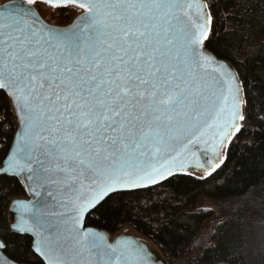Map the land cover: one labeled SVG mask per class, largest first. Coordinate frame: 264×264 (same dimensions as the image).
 I'll list each match as a JSON object with an SVG mask.
<instances>
[{
	"label": "snow or ice",
	"instance_id": "snow-or-ice-1",
	"mask_svg": "<svg viewBox=\"0 0 264 264\" xmlns=\"http://www.w3.org/2000/svg\"><path fill=\"white\" fill-rule=\"evenodd\" d=\"M213 9L211 0L0 5V144L8 145L0 155V264H18L3 255L16 242L32 264H157L144 241L123 233L110 242L86 225L125 196L177 178L207 184L226 165L250 118L248 57L212 47ZM42 14L74 19L60 27ZM12 181L26 199L9 190ZM220 191H205L221 213L215 230L209 236L205 225L189 243L207 264H225L208 256L221 239L234 259L256 244L239 219L252 211L249 197L224 214L233 201ZM193 208L192 219L213 215L212 206ZM259 217L264 255V208ZM205 238L216 245H201Z\"/></svg>",
	"mask_w": 264,
	"mask_h": 264
},
{
	"label": "trees",
	"instance_id": "trees-1",
	"mask_svg": "<svg viewBox=\"0 0 264 264\" xmlns=\"http://www.w3.org/2000/svg\"><path fill=\"white\" fill-rule=\"evenodd\" d=\"M211 2L216 17L212 47L224 51L227 44L233 53L239 49L236 57L238 60L244 61L245 55L248 57L242 71L250 85V118L239 139L232 145L226 165L207 184L177 178L161 187L125 196L109 210L90 216L86 225L108 235H114L120 228L128 226L154 244L170 263L180 260L189 251L193 234L198 235L202 225L210 219L211 216L192 219L199 217V211L193 206L200 199L212 200L205 195L207 189L221 188L216 195L236 201H243L244 197L254 192V211L259 214L264 208V4L259 0ZM57 17L61 26L73 19L72 15ZM7 148V144H0V155ZM4 187L9 188V185ZM9 190L20 199L26 198L23 186L15 181L11 182ZM241 213L239 219H242ZM4 255L18 264H32V257L19 242L10 243ZM208 256H223L225 264H252L251 254H245L242 259H234L229 254L228 244L222 239L220 249L208 253ZM196 263L207 264V261L198 259Z\"/></svg>",
	"mask_w": 264,
	"mask_h": 264
},
{
	"label": "rangeland",
	"instance_id": "rangeland-1",
	"mask_svg": "<svg viewBox=\"0 0 264 264\" xmlns=\"http://www.w3.org/2000/svg\"><path fill=\"white\" fill-rule=\"evenodd\" d=\"M6 2H8V0H0V4H4ZM41 8H43V5H41ZM46 11L47 12H50L51 10L48 9ZM72 17L74 19V16L73 15H72ZM42 19L46 23H48V24H53V25L61 26V25H59V19H58V17L52 18L50 15L42 14ZM62 26H64V25H62ZM248 197H249V199L247 201V205L246 206L248 208L252 209V211L242 212L240 217L242 218L241 220H246L247 222H249L251 224V230L255 234L256 244H255V246H254V248H253V250L251 252V256H252V257H250L251 260H252L251 263L252 264H264V255L261 254L260 247H259V237H260V234H261L262 224H261V221H260L259 214L256 213V211H254V208L252 206L253 204H255V201H256L255 200V196H254V192L252 194H249ZM232 201H233L232 204L225 205L224 214H228V213H230V212H232V211L235 210L234 205L236 203V200H232ZM200 204L212 206L213 215L201 227V229H202L205 225H208V228H209V236H210V234L215 230L212 227L213 219H214L215 216H218L221 213L215 207V205L213 204V201L212 200L203 198V199H200L199 202L197 203V205H200ZM242 206H245V205H242ZM201 229L199 230V233L201 232ZM125 232H126L127 235H130V236H133V237H137V238L143 239L148 244L150 250L156 255V257L158 259L163 260L166 264H197L196 263V261L198 260L197 254H196V251L193 250V249H189V251L186 252V254L180 260H178L176 262H173V263L168 262L163 257V255L161 254V252L159 251V249L154 244H152L148 240H146L143 237H141L137 232H135L134 230H132L128 226H124V227L120 228L119 231L116 234L109 235V238H110V240H112L114 237H116L118 235H121V234H123ZM203 244H207V245H210V246L211 245H215V239L205 238V239H203L201 241V245H203Z\"/></svg>",
	"mask_w": 264,
	"mask_h": 264
},
{
	"label": "water",
	"instance_id": "water-1",
	"mask_svg": "<svg viewBox=\"0 0 264 264\" xmlns=\"http://www.w3.org/2000/svg\"><path fill=\"white\" fill-rule=\"evenodd\" d=\"M0 5H2V4H0ZM44 21V20H43ZM45 22V21H44ZM72 22V21H71ZM70 22V23H71ZM46 23V22H45ZM69 23V24H70ZM48 24V23H47ZM67 26V25H66ZM60 27H65V26H60ZM155 188V187H154ZM150 189H152V188H150ZM25 194H26V192H25ZM26 198H27V195H26ZM26 198H21V199H26ZM102 232V231H101ZM104 233V232H103ZM126 233V232H125ZM107 237H108V239H109V241L111 242L112 240H110V238H109V235L108 234H106V233H104ZM119 236V235H118ZM129 237H133V236H130V235H128ZM117 237V236H116ZM134 238H137V237H134ZM137 239H139V240H142V241H144L143 239H140V238H137ZM145 242V241H144ZM146 243V242H145ZM147 244V243H146ZM148 245V244H147ZM149 247V246H148ZM150 249V248H149ZM152 252V251H151ZM153 253V252H152ZM4 255V254H3ZM5 256V255H4ZM6 257V256H5ZM154 259H156V261H157V264H158V262L161 260V259H158L157 257H156V255L154 254ZM10 260V259H9ZM11 261V260H10ZM164 264H166L165 262H164Z\"/></svg>",
	"mask_w": 264,
	"mask_h": 264
}]
</instances>
